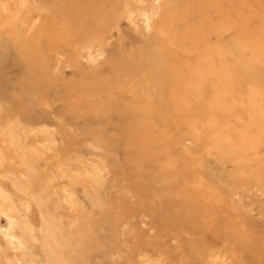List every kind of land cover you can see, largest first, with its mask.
<instances>
[{"label":"rangeland","instance_id":"374dc122","mask_svg":"<svg viewBox=\"0 0 264 264\" xmlns=\"http://www.w3.org/2000/svg\"><path fill=\"white\" fill-rule=\"evenodd\" d=\"M0 264H264V0H0Z\"/></svg>","mask_w":264,"mask_h":264}]
</instances>
